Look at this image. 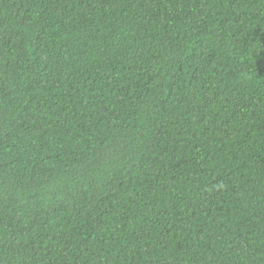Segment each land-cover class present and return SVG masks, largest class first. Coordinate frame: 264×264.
<instances>
[{
    "label": "trees",
    "instance_id": "1",
    "mask_svg": "<svg viewBox=\"0 0 264 264\" xmlns=\"http://www.w3.org/2000/svg\"><path fill=\"white\" fill-rule=\"evenodd\" d=\"M0 264H264V0H0Z\"/></svg>",
    "mask_w": 264,
    "mask_h": 264
}]
</instances>
